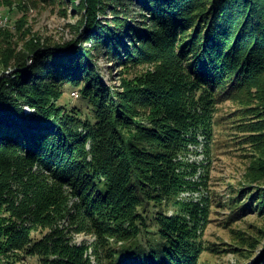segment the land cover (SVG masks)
I'll use <instances>...</instances> for the list:
<instances>
[{
    "label": "trees",
    "instance_id": "16d2710c",
    "mask_svg": "<svg viewBox=\"0 0 264 264\" xmlns=\"http://www.w3.org/2000/svg\"><path fill=\"white\" fill-rule=\"evenodd\" d=\"M76 5L74 40L0 47V264H208L226 251L264 264V227L235 228L264 217V0ZM101 53L120 67L118 85L104 81ZM69 87L92 118L62 103ZM226 102L225 146L254 157L248 181L231 186L223 227L236 245L203 238L215 206L201 193L205 163ZM192 145L204 161L187 158Z\"/></svg>",
    "mask_w": 264,
    "mask_h": 264
},
{
    "label": "rangeland",
    "instance_id": "374dc122",
    "mask_svg": "<svg viewBox=\"0 0 264 264\" xmlns=\"http://www.w3.org/2000/svg\"><path fill=\"white\" fill-rule=\"evenodd\" d=\"M80 0H0V15L5 22L0 25V41L6 43L0 44L1 48H7V43L10 49L22 51L25 53L27 43L33 42L47 44L48 41L64 42L74 40L83 30L82 12L79 10ZM109 11H107L108 13ZM103 18V14L100 15ZM108 16V15H107ZM79 27V28H78ZM0 42V43H1ZM86 43L89 45L88 41ZM12 46V47H11ZM1 57V56H0ZM100 65L103 79L106 83L118 85V76L120 67L113 60L107 58L104 53H101L97 58ZM9 71V70H8ZM62 98V103L67 104V109L71 107H86V114L92 118L89 107L85 102L78 97L77 91L74 88H66ZM25 112H29L28 107H24ZM236 110V105L232 102H226L219 105V110L215 125V143L209 146V155L205 169L207 170V190L203 189L201 193L215 198V206L212 209V222L205 229L203 238L210 240L209 242H226L236 245V237L229 229L224 228V222L231 213L229 208L230 198L232 196V187H240L246 180L250 171L251 159H242L239 157V150L234 144H227L228 133L230 130L233 118L231 113ZM191 149H196L188 153L187 158L192 161H204L205 156L201 151V146H191ZM262 156V155H261ZM257 156L255 157V159ZM208 161V162H207ZM203 171V168H202ZM203 173V172H202ZM196 177V176H194ZM232 186V187H231ZM233 187V188H234ZM188 193H186L187 195ZM194 199L199 197L198 192L189 193V196ZM221 202V203H220ZM69 220L64 219L62 224L68 225ZM264 227V217H257L254 214L245 216L241 221L236 222L235 228H241L248 234L256 231L255 227ZM35 233V232H34ZM39 237V235H38ZM234 237V238H233ZM73 242L89 243L92 236L85 233L72 234ZM264 243V238L261 244ZM260 246V245H259ZM225 248V247H224ZM227 248V247H226ZM261 248V247H260ZM259 248V249H260ZM205 258L208 259V264H246V260L242 256L237 255L233 251H226L221 254L211 255L207 253ZM23 264H42L38 257L27 256Z\"/></svg>",
    "mask_w": 264,
    "mask_h": 264
},
{
    "label": "built area",
    "instance_id": "2783aa9c",
    "mask_svg": "<svg viewBox=\"0 0 264 264\" xmlns=\"http://www.w3.org/2000/svg\"><path fill=\"white\" fill-rule=\"evenodd\" d=\"M5 22V20L2 18V16L0 15V25H2Z\"/></svg>",
    "mask_w": 264,
    "mask_h": 264
},
{
    "label": "water",
    "instance_id": "95a60500",
    "mask_svg": "<svg viewBox=\"0 0 264 264\" xmlns=\"http://www.w3.org/2000/svg\"><path fill=\"white\" fill-rule=\"evenodd\" d=\"M9 73V72H8Z\"/></svg>",
    "mask_w": 264,
    "mask_h": 264
}]
</instances>
